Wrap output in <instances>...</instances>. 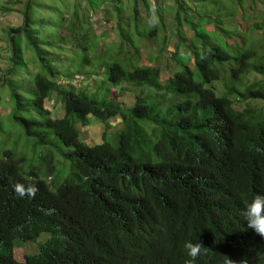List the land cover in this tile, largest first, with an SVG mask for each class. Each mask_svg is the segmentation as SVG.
I'll list each match as a JSON object with an SVG mask.
<instances>
[{
	"label": "trees",
	"instance_id": "16d2710c",
	"mask_svg": "<svg viewBox=\"0 0 264 264\" xmlns=\"http://www.w3.org/2000/svg\"><path fill=\"white\" fill-rule=\"evenodd\" d=\"M137 1L126 27L118 21V29L125 28L130 43L139 38L135 33L141 28ZM176 3V34L183 43L179 12L187 9L182 7L183 0ZM242 3L234 0L241 11L245 10ZM24 5L22 26L10 32L24 33L38 52L29 2ZM112 7L122 14L119 6ZM76 18L72 28L77 30L71 29L70 37L74 33V43L82 39L84 46L88 34H82L81 17L77 14ZM209 20L217 32L208 36L220 38L222 34L225 41L209 44L202 26L190 22L198 38L197 47L194 40L186 46L193 66L181 64L165 83H160L156 67L127 70V61L105 66L108 83L128 80L151 89L129 108L110 100V94L98 102L94 95L55 89L54 68L40 58L31 105L36 114H48L44 104L55 94L64 114L41 120L24 118L26 106L16 98L11 120L37 145L46 144L53 135L64 147L72 148L60 154L69 162L72 177L60 182L56 172L47 183L32 167L26 168L22 158L11 151L3 153L0 264H183L181 245L195 236L206 251L193 264H222V255L237 262L246 258L251 264H264V239L240 216L242 196L264 192V17L253 26L261 34L254 44L248 34H240L238 43H228L232 35L222 28L220 18ZM143 34L156 37V27L144 28ZM12 53L19 59V46ZM14 63L8 73L15 71ZM252 73L258 77L248 83ZM222 89L225 92L219 94ZM89 116L107 129L110 118H121L117 146L108 143L105 134L99 144L79 140L75 125L83 126ZM47 172H54L51 165ZM17 184L24 187L23 196L15 191ZM41 233L49 236L38 252L18 259L15 243L32 242Z\"/></svg>",
	"mask_w": 264,
	"mask_h": 264
},
{
	"label": "rangeland",
	"instance_id": "374dc122",
	"mask_svg": "<svg viewBox=\"0 0 264 264\" xmlns=\"http://www.w3.org/2000/svg\"><path fill=\"white\" fill-rule=\"evenodd\" d=\"M27 1L28 13L32 21L31 31L39 45L38 52L28 44L24 33L10 32L11 29L22 26L24 4ZM183 2L182 7L187 9L186 14L182 10L179 12L182 26L180 36L185 38L183 43L178 42L175 28L174 17L179 7L176 0H138L141 28L139 33H135L139 38L130 43L131 38L128 40L125 28L122 31L118 29V21L126 27L128 19L133 17L135 0L133 2L132 0L118 2L115 0H0V157L5 151H11L15 157L22 158L26 168L32 167L37 176L47 183L54 179L56 172L61 178L60 182L72 177L69 162H64L60 155L72 148L64 147L53 135L46 144L37 145L33 138L25 134L23 128L11 120L10 114L14 109L16 98L21 99L26 106L22 112L24 118L41 120L46 116L60 118L64 114L62 104L56 99L55 94L44 104L48 114L44 113L43 116L36 114L31 105L36 94L34 75L41 65L42 57L54 68L55 89L61 87L73 89L76 93H85L87 96L94 95V99L98 102L106 100L110 94V100L115 99V103L120 107L129 108L137 97L151 89L128 80H123L117 85L108 83L105 70L108 63L127 61L129 62L125 65L127 70L135 66L156 67L160 71V83H165L168 77L180 70L184 63L193 66L191 62L193 58L186 46L194 40L193 45L197 47L198 38H194L195 31L190 26V22L202 26L207 36L217 32L214 24L208 22L209 18H220L222 28L232 35L231 39L230 37L227 39L230 44L238 43L241 39L240 34H248L253 44L261 39L258 29L253 28L264 17V3L261 0H243L242 5L245 6V10L242 11L234 5V0H183ZM113 4L120 7L121 15L114 12ZM107 12L111 14L108 15ZM200 12L203 15H200ZM77 14L81 17L80 31L82 34L85 32L88 34L84 46L82 39H79L78 44L74 43L76 41L72 38L74 33L70 37L71 29L72 32L77 30L72 28L76 24ZM185 16L187 21L184 19ZM154 27H156V37L143 34L144 28ZM11 33L14 35V44L10 39ZM235 34H238V37ZM204 36L209 44L219 39L225 41L222 34L220 38ZM18 46L20 58L16 59L12 52ZM120 47L121 52H119ZM174 52H177L175 57H173ZM14 61V64L17 62L15 71L8 73ZM257 77L255 73L250 74L248 83ZM219 92V94L224 93L225 89ZM108 124L107 129L102 122L91 116L83 126L78 122L75 126L80 133L79 140L90 145L99 144L104 139L102 135L105 134V140L117 146L118 135L123 129L122 120L119 116H115L108 120ZM48 165L53 167L52 174L47 172ZM48 236L47 233H41L32 242L17 241L15 248L18 259L23 261L24 255L38 252L39 246Z\"/></svg>",
	"mask_w": 264,
	"mask_h": 264
},
{
	"label": "clouds",
	"instance_id": "9594fccd",
	"mask_svg": "<svg viewBox=\"0 0 264 264\" xmlns=\"http://www.w3.org/2000/svg\"><path fill=\"white\" fill-rule=\"evenodd\" d=\"M15 191L21 196L25 189L22 185H15ZM29 193H34V188L28 189ZM243 207L240 216L249 229L255 234H259L264 239V192H256L251 197L242 196ZM185 259L183 264H193V260L206 251V247L198 241L197 236L193 239H185L181 245ZM37 253V252H36ZM222 264H251L246 258H241L238 262L222 255Z\"/></svg>",
	"mask_w": 264,
	"mask_h": 264
}]
</instances>
